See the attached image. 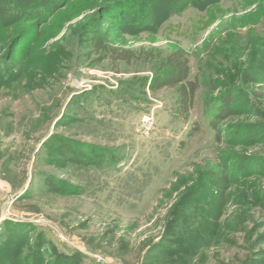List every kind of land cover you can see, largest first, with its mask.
<instances>
[{"label": "rangeland", "instance_id": "obj_1", "mask_svg": "<svg viewBox=\"0 0 264 264\" xmlns=\"http://www.w3.org/2000/svg\"><path fill=\"white\" fill-rule=\"evenodd\" d=\"M14 1L0 264H264V0ZM177 49L186 121L142 85Z\"/></svg>", "mask_w": 264, "mask_h": 264}, {"label": "trees", "instance_id": "obj_2", "mask_svg": "<svg viewBox=\"0 0 264 264\" xmlns=\"http://www.w3.org/2000/svg\"><path fill=\"white\" fill-rule=\"evenodd\" d=\"M25 3V2H23ZM28 7V6H27ZM29 9H25L27 11ZM19 13L14 0H0V23H5ZM101 44L100 41H98ZM116 51L115 49H113ZM117 53V52H116ZM130 51H120L117 57L126 61L132 56ZM151 77L143 79L142 85L148 87L152 91H158L163 87H171L177 90L179 111L182 118L186 121L189 118L190 111L194 107L196 92L200 86L198 79L190 78L189 59L180 49L171 50L166 53L162 59L157 62V66ZM231 102L230 96L226 98L223 104L227 106ZM221 187L226 183V177L221 175L217 182Z\"/></svg>", "mask_w": 264, "mask_h": 264}]
</instances>
